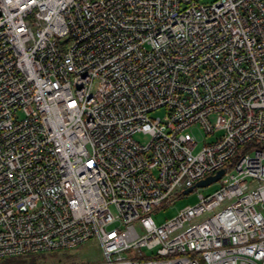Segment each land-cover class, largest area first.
I'll list each match as a JSON object with an SVG mask.
<instances>
[{
  "label": "built area",
  "instance_id": "2783aa9c",
  "mask_svg": "<svg viewBox=\"0 0 264 264\" xmlns=\"http://www.w3.org/2000/svg\"><path fill=\"white\" fill-rule=\"evenodd\" d=\"M262 142L264 0H0V258L264 264Z\"/></svg>",
  "mask_w": 264,
  "mask_h": 264
},
{
  "label": "rangeland",
  "instance_id": "374dc122",
  "mask_svg": "<svg viewBox=\"0 0 264 264\" xmlns=\"http://www.w3.org/2000/svg\"><path fill=\"white\" fill-rule=\"evenodd\" d=\"M201 1L206 2L210 0ZM164 112L165 111L163 109H159L156 110L153 114H155L156 116H163ZM211 118L213 121L215 120L214 116H212ZM192 133L198 140V144L193 150L194 152L198 151L205 141H211L212 135L207 134L204 129L199 126L192 127ZM136 138L140 139L141 141H147L149 139L147 136L141 134H137ZM262 143L264 145V142ZM252 147H254V144L250 143L249 145H247V147H242L240 151L250 152L255 149ZM220 184V181H215L209 183L208 185L196 186L188 193L179 192L176 195H172L162 205L153 208L150 211V214L153 216L156 223H163L166 220L177 215L183 207L198 202L199 193H212L220 186ZM112 210L115 212V208L113 206ZM209 214L211 215L212 213L206 212L204 216L206 217ZM143 250L146 252V254H152V251L147 248H143ZM75 262L80 264H106L103 250L96 238H92L74 249L48 253L45 256L40 257V259L38 260V264H72Z\"/></svg>",
  "mask_w": 264,
  "mask_h": 264
},
{
  "label": "trees",
  "instance_id": "16d2710c",
  "mask_svg": "<svg viewBox=\"0 0 264 264\" xmlns=\"http://www.w3.org/2000/svg\"><path fill=\"white\" fill-rule=\"evenodd\" d=\"M53 253V252H49ZM48 253H28L0 258V264H38L40 257Z\"/></svg>",
  "mask_w": 264,
  "mask_h": 264
},
{
  "label": "water",
  "instance_id": "95a60500",
  "mask_svg": "<svg viewBox=\"0 0 264 264\" xmlns=\"http://www.w3.org/2000/svg\"><path fill=\"white\" fill-rule=\"evenodd\" d=\"M223 173H224V169H220L216 174L210 175L204 179L199 180L194 186L186 188L183 192L188 193L191 190H193L195 186H204V185H208L211 182L218 181L220 177L223 175Z\"/></svg>",
  "mask_w": 264,
  "mask_h": 264
}]
</instances>
